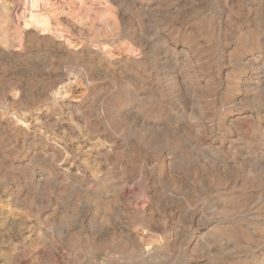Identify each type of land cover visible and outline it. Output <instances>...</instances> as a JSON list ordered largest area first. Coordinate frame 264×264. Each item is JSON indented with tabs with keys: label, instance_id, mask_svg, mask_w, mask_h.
<instances>
[{
	"label": "rangeland",
	"instance_id": "1",
	"mask_svg": "<svg viewBox=\"0 0 264 264\" xmlns=\"http://www.w3.org/2000/svg\"><path fill=\"white\" fill-rule=\"evenodd\" d=\"M0 264H264V0H0Z\"/></svg>",
	"mask_w": 264,
	"mask_h": 264
}]
</instances>
